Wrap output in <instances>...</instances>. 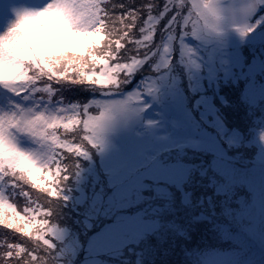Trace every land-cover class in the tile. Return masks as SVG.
<instances>
[{"label":"snow or ice","instance_id":"snow-or-ice-1","mask_svg":"<svg viewBox=\"0 0 264 264\" xmlns=\"http://www.w3.org/2000/svg\"><path fill=\"white\" fill-rule=\"evenodd\" d=\"M10 11L11 18L0 17V264H53L60 249L52 205L68 201L70 182L84 161L93 153L108 155L117 133L142 123L138 109L115 103L92 115L89 96L119 91L122 81L145 68L137 61L156 50L157 21L171 13L168 28L183 17L177 25L181 35L205 43L224 68L243 56L239 41L229 43L233 32L264 57V35L249 39L259 22L250 23L254 13L242 0H31ZM252 82L245 84L242 99ZM156 102L164 105L165 98ZM166 115L182 155L189 149L211 154L201 175L224 197L221 215L230 223L229 193L238 187V170L229 141L233 135L243 141L242 134L218 119V141L201 145L186 139L190 134L175 109ZM148 127L159 124L148 119ZM260 159L264 162V148ZM157 165L169 183L178 179L176 165L165 159ZM150 179L141 177L139 191L102 217L108 234L135 228L143 242H153L156 222L150 213L159 206L149 209L146 203L153 199L145 195Z\"/></svg>","mask_w":264,"mask_h":264},{"label":"rangeland","instance_id":"rangeland-1","mask_svg":"<svg viewBox=\"0 0 264 264\" xmlns=\"http://www.w3.org/2000/svg\"><path fill=\"white\" fill-rule=\"evenodd\" d=\"M30 2L31 0H0V17L9 19L12 17L10 9L14 5ZM175 2L176 0H171V3ZM242 2L251 7L254 13L250 23L254 26L259 22V27L250 34L249 39L264 35V0ZM170 17L171 13L157 21L160 28L157 36L159 43L152 57L146 61H137L145 63L142 71L137 70V74L128 82L122 81L119 91L112 90L104 96L97 91L94 96L91 95L92 115L100 114L96 112L98 108H106L115 103L138 109L142 123H135L131 128L120 131L112 138L113 150L101 157L104 168L99 163L100 159L93 156L91 161H84L76 170L75 182L72 180L70 187L73 184L78 185L80 194L73 197L75 203L73 206L54 215L55 219L68 223L72 229L68 227L70 232L58 233L59 243L63 240L64 242L59 246L60 250L56 257L52 258L53 264L61 261L60 264L65 262L73 264L74 259L76 264H188L185 254L183 252L180 254L181 248L187 246L188 251L201 239H207L209 235L207 225L217 217L220 200L212 196L208 202L205 201L207 203L198 202V199L203 197L200 196L203 193L200 188L207 179L201 175L202 170L199 167L200 163H203L201 160L203 156L196 155L192 149L182 155L184 149L177 147V141L172 138L173 129L166 115L172 109L180 115L182 126L190 134L186 139H194L201 145L215 144L218 140L215 135L211 136L212 134L202 130V127L198 128L188 118L189 112L194 113L199 107L202 108L203 117L207 114L208 123H212L209 114L215 116L216 113L217 117L219 110L220 115L229 119V121L225 119L226 125L240 124V127L245 125L247 132L254 126H259V145L261 143L264 145L261 140L264 126L257 124L256 121L264 114V104L254 101L249 96L250 91L258 89L256 84H250V88L245 91L244 99L240 94L245 86L241 82L251 77L245 72L246 66L250 61L258 65L264 57L260 56L258 50L253 52L248 47L247 40H240L233 32L228 38L229 43L233 40L239 41L243 56L233 60L231 66L224 68L218 59L213 58L205 43L194 40L191 35H181L182 30L177 25L183 23V17L165 28ZM151 34L146 29V35ZM169 57L175 59L169 60ZM233 68L236 69L235 72ZM220 72L230 75L231 80L224 85L218 82L219 85L216 84L214 91L213 86L206 88L204 85L206 77L218 81L221 78ZM257 95L263 97L261 92ZM141 97L143 103H139ZM158 97L165 98L164 105L156 102ZM218 99L228 106L222 107ZM148 119H155L159 127L149 128ZM201 122L208 130H213V126L207 125L204 119H201ZM216 126L220 128L218 122ZM249 139L254 141V136L245 133L243 141L239 136L233 135L229 142L230 144L243 142L246 149L252 147L250 144L246 146ZM159 159H165L177 166L176 181L169 183L161 177L157 165ZM260 166V162L244 165L245 170L239 179H235V183L238 186L245 185L254 180L253 176L258 179L263 177L264 173L259 169ZM141 177L151 178L148 181L149 190L145 192L146 196L153 197L152 200L146 201L149 209L159 206V210L154 214L150 213L152 220L156 222L152 225L154 236L151 244L143 242L139 236L140 230L135 228L120 234H108L102 219L122 201L139 191ZM157 190L160 191L157 193ZM258 190L263 191L260 188ZM88 191L93 199L89 200L87 197ZM253 202L255 205L262 202L259 200L258 191L253 194ZM134 211L135 209H129L128 214H133Z\"/></svg>","mask_w":264,"mask_h":264},{"label":"trees","instance_id":"trees-1","mask_svg":"<svg viewBox=\"0 0 264 264\" xmlns=\"http://www.w3.org/2000/svg\"><path fill=\"white\" fill-rule=\"evenodd\" d=\"M256 64V62L250 61L245 68V72H247L251 76L249 78L254 81L252 82V84H256V87L259 89L255 91L253 90V92L250 91L249 96H251L254 101L256 100L257 102L264 104V75L259 74L261 68L264 67V65L262 66L261 63H259L258 65ZM219 74L221 75V78L218 81H214L212 78L206 77L207 79L204 81L205 87L210 88L213 86L212 90L214 91L216 89V84L219 85V83H221V85H224L231 80L230 75H228L227 73L220 72ZM249 78H247L244 82L242 81L241 84L245 85L246 81L248 83ZM250 84L247 90L250 88ZM259 92L263 93V97L261 95H257ZM119 97L121 96H118V98ZM89 100H92L91 95L89 96ZM218 101L220 102V105L222 107L228 106L226 105L227 103H224L220 99H218ZM251 102L250 104H252ZM100 110L101 109L98 108L96 112L99 113ZM201 110L202 108L199 107L194 113L189 112L190 114H188V118L191 119L192 123L198 126V128L201 129L202 127V130L211 133V136L215 135L218 140V129L220 128L216 126L217 120L222 119L223 121H225V119H227V121H229L228 117L224 118L222 115H220L221 112L217 110V117L216 113L215 116H211L209 114L210 122L212 123H208L207 114L206 117H203L201 115ZM201 119H204V122L207 125H212L213 130H208L203 124V122H201ZM256 121L257 124L259 123L263 127L264 114L259 118V120ZM195 122L197 124H195ZM235 125L239 127L237 128L235 127ZM226 126L232 133H237L238 131L240 134H242V136L245 133L254 136V141L249 139L246 145L248 146L250 144L252 146L246 147V149H252L251 151L246 150L243 147V142H239V144L231 143V145H233L228 150L229 155L233 157L234 166L238 170L235 179H239V177L242 176L241 174L245 170L244 165L253 164L255 162H260L261 166L259 169L263 170L264 173V162H261L260 159L262 151L261 147L264 148V145L262 143L259 145V126H254L248 132L245 128V125L242 127H240V124ZM193 152L196 155L201 154L203 156V159H201L203 163H200L199 166L200 170L203 171L212 159L211 154L204 153L198 150H193ZM240 152L241 155H239ZM253 152L255 153V156H253ZM93 156H96V159H100L99 163L104 168L103 158L101 159V156L95 153H93ZM191 169H193V171L195 170V168ZM253 179L254 180L249 181L245 185L238 186L235 192L229 193L230 198L228 200V204L232 210L230 223L225 221L223 216L221 215L220 203L224 197L218 194L216 188L210 185L208 179L204 180V185L200 188L203 192L200 194V196L203 197H200V200L198 199V202L201 204L207 203L208 199L214 196L215 199L220 200V202L218 201V214H216L217 217L211 222V224L207 225V231L209 235L206 240L201 239V241L196 244L195 247H188V251L187 246H183L181 248L180 254L182 252L185 254V258L187 259L188 264H254L255 262L257 263L259 261H261L260 264H264V176L259 179L253 176ZM73 182H75L74 179ZM4 186L7 187L6 184ZM258 188L263 189V191H259ZM71 190H73V192L70 191L68 193L69 199L67 202L58 201L55 205H52L55 213L58 211H66V208L71 207L75 204L73 197L75 195L79 196L80 194L78 191V185L73 184L71 186ZM256 191H258L259 200H261L262 202L255 205L253 202V194H255ZM87 193V197H89V200L90 198L93 199V196H90V192L88 191ZM46 203L51 204L50 201ZM199 206V209H201V205ZM51 219L53 221L52 226L57 228L58 233H60L61 231L70 232L68 227L72 229V227H70L68 223L61 221L59 222L57 219H55L54 216ZM226 223L228 224V226L224 227ZM62 242H64V240L60 241V243L59 240L57 241L59 246L62 245ZM192 250L194 252V256H192ZM195 253L197 254L195 255ZM61 262H56V264H60Z\"/></svg>","mask_w":264,"mask_h":264},{"label":"bare ground","instance_id":"bare-ground-1","mask_svg":"<svg viewBox=\"0 0 264 264\" xmlns=\"http://www.w3.org/2000/svg\"><path fill=\"white\" fill-rule=\"evenodd\" d=\"M237 176V175H236Z\"/></svg>","mask_w":264,"mask_h":264}]
</instances>
